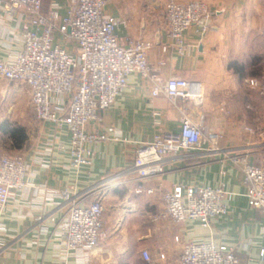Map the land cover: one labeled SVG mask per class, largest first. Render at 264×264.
Returning a JSON list of instances; mask_svg holds the SVG:
<instances>
[{"label": "crops", "instance_id": "obj_1", "mask_svg": "<svg viewBox=\"0 0 264 264\" xmlns=\"http://www.w3.org/2000/svg\"><path fill=\"white\" fill-rule=\"evenodd\" d=\"M166 1L108 0L105 13L119 20L115 33L122 45L137 38L155 43L148 60L157 65L159 59H165L159 71L162 79L180 76L204 84L205 131L220 134L218 144L211 147L205 142L201 148L167 156L165 171L143 184L155 191L136 194L139 182L134 174L124 172L114 177L135 160L122 139L147 142L159 132L179 131L183 110L193 108L190 103L178 100L174 104L164 95L152 97L151 85L140 74H131L114 104L88 124V129L97 132L111 126L116 131L109 140L89 145L95 151L92 164L73 168L68 127L59 129L51 121H39L29 88L0 76V156H22L28 165L29 184L0 207V264L79 263L77 254L66 250L59 234L65 202L52 195L53 190L71 188L87 191L86 203L98 196L104 204L111 198L119 201L117 212L123 231L137 236L141 264L144 249L151 253L153 264H174L182 247L176 236L182 242L213 240L234 247L240 264H264V213L249 206L242 170L233 160L234 155L245 154L250 162L264 164V108L243 95V88L259 89L241 82L249 79L244 78L242 62L258 53L264 39V0H203L214 12L212 30L202 33L196 26L186 30L189 49L185 54L176 48L161 52V45L171 42L164 13ZM69 2L43 0V10L48 12L57 4L65 14ZM22 24L19 10L10 14L0 6V59L20 49ZM55 43L73 48L60 33H56ZM232 61L244 66L243 73L229 66ZM176 184L223 185L228 212L213 218L210 227L199 220L174 223L169 218L155 219L165 210L162 193ZM38 216L44 220L38 222ZM160 250L166 254L163 260L159 259ZM107 252L101 246L95 249L89 264H118L109 262ZM119 264L138 263L128 259Z\"/></svg>", "mask_w": 264, "mask_h": 264}, {"label": "built area", "instance_id": "obj_2", "mask_svg": "<svg viewBox=\"0 0 264 264\" xmlns=\"http://www.w3.org/2000/svg\"><path fill=\"white\" fill-rule=\"evenodd\" d=\"M107 3L108 0H70L66 13L61 14L57 4L45 12L43 0H0V6L8 13L19 10L23 15L22 45L7 59H0V76L29 88L39 121H51L59 129L68 127L73 168L92 164L95 151L89 145L109 140L116 131L111 126L97 132L88 129V124L114 104L131 74H140L151 85L152 97L164 95L174 104L178 100L190 103L193 108L183 110L179 131L159 132L147 142L122 139L135 160L114 177L124 172L134 174L139 182L134 192L152 194L155 189L143 184L165 171L167 156L201 148L205 142L216 147L221 135L205 131L204 84L180 76L162 79L159 71L165 66V59H159L157 65L148 60L155 43L137 38L122 45L115 33L119 20L105 13ZM164 13L171 42L161 45L162 53L176 48L185 54L189 45L184 32L192 27L202 33L212 30L214 12L203 0H167ZM56 33L73 43L72 50L55 43ZM247 82L264 95V83L256 78ZM155 123L160 121L156 119ZM246 130L254 131L250 127ZM233 160L242 170L249 206L264 213V164L250 162L245 154L234 155ZM27 174L28 165L22 156H0V207L29 186ZM87 193L72 188L52 191L54 198L65 202L59 234L66 250L77 254V264H89L92 252L107 238L103 198L83 202ZM226 195L223 185L176 184L162 193L165 210L155 219L169 218L174 223L199 220L204 227H210L213 218L228 212ZM43 220V216L37 217L38 222ZM175 241L182 247L174 264H240L234 247L218 245L213 240L182 242L179 236ZM141 255L143 264H153L154 258L147 249ZM165 258L160 250L159 259Z\"/></svg>", "mask_w": 264, "mask_h": 264}, {"label": "rangeland", "instance_id": "obj_3", "mask_svg": "<svg viewBox=\"0 0 264 264\" xmlns=\"http://www.w3.org/2000/svg\"><path fill=\"white\" fill-rule=\"evenodd\" d=\"M255 56L242 62L245 65V79L256 78L260 83H264V39L259 43V49ZM263 53L262 55L259 53ZM242 85H247L244 79H242ZM243 95L246 99L252 100L256 103L257 107L264 108V95L260 93V90H253L251 88H243ZM263 113V112H262ZM261 115V112L257 113ZM264 117V113L262 114ZM7 155V154H5ZM119 202V201H118ZM117 200L107 201L105 200V223L107 230V238L100 244L103 249H107V258L109 262L120 263L123 260H134L136 263L141 264L139 258V252L137 246V236L128 234L127 231H123L122 217L117 212L118 206ZM99 246V247H100Z\"/></svg>", "mask_w": 264, "mask_h": 264}, {"label": "trees", "instance_id": "obj_4", "mask_svg": "<svg viewBox=\"0 0 264 264\" xmlns=\"http://www.w3.org/2000/svg\"><path fill=\"white\" fill-rule=\"evenodd\" d=\"M229 66L234 68L236 71H239L240 73H243L244 71V66L239 65L237 62L232 61L230 62Z\"/></svg>", "mask_w": 264, "mask_h": 264}]
</instances>
